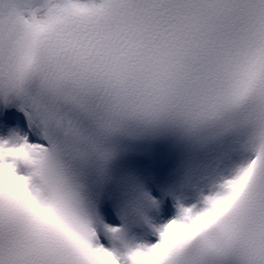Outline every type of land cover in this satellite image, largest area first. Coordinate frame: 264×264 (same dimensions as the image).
Listing matches in <instances>:
<instances>
[{"label":"snow or ice","instance_id":"1","mask_svg":"<svg viewBox=\"0 0 264 264\" xmlns=\"http://www.w3.org/2000/svg\"><path fill=\"white\" fill-rule=\"evenodd\" d=\"M0 169V264H264V0H0Z\"/></svg>","mask_w":264,"mask_h":264},{"label":"clouds","instance_id":"2","mask_svg":"<svg viewBox=\"0 0 264 264\" xmlns=\"http://www.w3.org/2000/svg\"><path fill=\"white\" fill-rule=\"evenodd\" d=\"M9 176V172L7 169H0V179H7ZM182 226L180 224L172 223L168 225V231L165 233V238L167 239L171 235L178 234L182 231ZM158 255V254H157ZM107 258V254H105ZM155 260V257H152L149 261L148 264H153Z\"/></svg>","mask_w":264,"mask_h":264}]
</instances>
